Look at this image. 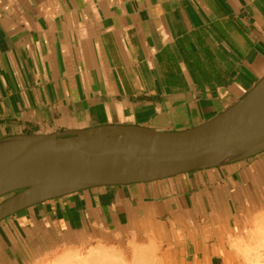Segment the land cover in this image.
Listing matches in <instances>:
<instances>
[{
    "label": "crops",
    "instance_id": "obj_1",
    "mask_svg": "<svg viewBox=\"0 0 264 264\" xmlns=\"http://www.w3.org/2000/svg\"><path fill=\"white\" fill-rule=\"evenodd\" d=\"M264 78V0H0V140L102 126L187 131ZM264 153L48 201L0 223V264L153 242L163 264H243Z\"/></svg>",
    "mask_w": 264,
    "mask_h": 264
},
{
    "label": "water",
    "instance_id": "obj_2",
    "mask_svg": "<svg viewBox=\"0 0 264 264\" xmlns=\"http://www.w3.org/2000/svg\"><path fill=\"white\" fill-rule=\"evenodd\" d=\"M264 153V78L216 118L181 132L102 126L0 140V223L83 191L147 184Z\"/></svg>",
    "mask_w": 264,
    "mask_h": 264
},
{
    "label": "rangeland",
    "instance_id": "obj_3",
    "mask_svg": "<svg viewBox=\"0 0 264 264\" xmlns=\"http://www.w3.org/2000/svg\"><path fill=\"white\" fill-rule=\"evenodd\" d=\"M262 216H264V214ZM258 217L261 216L259 215L255 217V219L249 224L247 230L241 234V238L236 239L233 243L234 250L241 258L243 264H264V222H262L261 219L259 220ZM133 244H137L139 246L149 245L145 242L138 241L137 243H130L128 246H123L122 248L114 247L111 245L103 246H105L106 248H104L107 250L110 249L111 251L114 250L115 252H119L121 254L122 260H124L123 264H135L133 263V261H135L133 260ZM101 246L98 243H92L85 248L63 250L58 252L54 256H51L42 264H56V262L58 261L57 259L62 257L63 254H67L69 252L71 254H78V257H81L83 259L85 258L86 260L87 256L89 255L88 251L91 250V248H97ZM150 258H152L150 259L152 261L146 260L142 263V260H136L135 262L136 264H163L157 250Z\"/></svg>",
    "mask_w": 264,
    "mask_h": 264
},
{
    "label": "bare ground",
    "instance_id": "obj_4",
    "mask_svg": "<svg viewBox=\"0 0 264 264\" xmlns=\"http://www.w3.org/2000/svg\"><path fill=\"white\" fill-rule=\"evenodd\" d=\"M264 213L260 214L261 217H258L259 220L261 219L262 222H264V216H262ZM101 246V244H100ZM133 260H142L143 261H152L150 258L153 253L157 250L156 245L153 242H150L149 245L139 246L137 244H133ZM103 247V248H102ZM105 246L97 247V248H91L89 250V255L87 256L86 260L85 258L78 257V254H71L65 253L57 259L58 261L56 264H123L124 260H122L121 254L119 252L111 251L110 249L107 250L104 248ZM77 255V256H76ZM133 261V263L136 264V262ZM139 262V261H138ZM137 262V263H138ZM145 263V262H144ZM156 263V262H155ZM139 264V263H138ZM146 264V263H145Z\"/></svg>",
    "mask_w": 264,
    "mask_h": 264
}]
</instances>
